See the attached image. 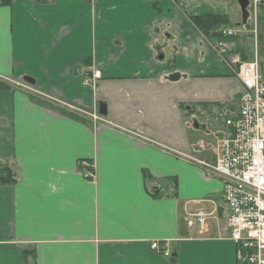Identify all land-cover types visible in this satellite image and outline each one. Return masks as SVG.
Here are the masks:
<instances>
[{
    "label": "crops",
    "instance_id": "obj_1",
    "mask_svg": "<svg viewBox=\"0 0 264 264\" xmlns=\"http://www.w3.org/2000/svg\"><path fill=\"white\" fill-rule=\"evenodd\" d=\"M230 6L0 0V83L30 76L87 113L0 89V163L17 178L4 184L0 171V264H246L221 180L184 157L215 161L243 90L184 12L239 23ZM238 31L218 45L251 59V30ZM95 70L101 78L85 87ZM101 102L108 124L89 114ZM81 161L94 164V178ZM200 211L211 214L202 234L188 224ZM155 241L174 258L154 252Z\"/></svg>",
    "mask_w": 264,
    "mask_h": 264
},
{
    "label": "built area",
    "instance_id": "obj_2",
    "mask_svg": "<svg viewBox=\"0 0 264 264\" xmlns=\"http://www.w3.org/2000/svg\"><path fill=\"white\" fill-rule=\"evenodd\" d=\"M261 3L264 5V0H253L255 9ZM227 63L238 73L243 85L240 113L226 121L231 131L218 140L216 163L200 164L223 182L224 198L230 210L231 238L241 248L240 258L251 264H264V77L257 57L245 62L237 54L230 53ZM99 76L97 71L93 80ZM91 82V78H86L84 84L90 85ZM16 84L43 95L27 84ZM53 100L76 109L55 98ZM94 118L100 120L98 116ZM83 164L87 165L86 162ZM86 175L93 177V169H88ZM194 216L190 225L198 223L203 230L207 215L200 212ZM152 248L170 255L169 250L162 249L157 242Z\"/></svg>",
    "mask_w": 264,
    "mask_h": 264
},
{
    "label": "trees",
    "instance_id": "obj_3",
    "mask_svg": "<svg viewBox=\"0 0 264 264\" xmlns=\"http://www.w3.org/2000/svg\"><path fill=\"white\" fill-rule=\"evenodd\" d=\"M179 8L182 9L180 4ZM264 15V8L261 10ZM187 18L197 27V29L212 43L215 42L218 38L223 37L219 32V27L223 26H233L230 22V18L227 15L222 14H204V15H187ZM260 19V14H259ZM259 46L264 49V26H259ZM243 59H246L243 57ZM3 83V82H1ZM0 89L2 88H11V85L8 83H3ZM1 179L4 184H14L17 180L16 174L7 163H0ZM174 257H171L173 259Z\"/></svg>",
    "mask_w": 264,
    "mask_h": 264
},
{
    "label": "rangeland",
    "instance_id": "obj_4",
    "mask_svg": "<svg viewBox=\"0 0 264 264\" xmlns=\"http://www.w3.org/2000/svg\"><path fill=\"white\" fill-rule=\"evenodd\" d=\"M229 1V4H231L232 6H230V7H233L234 8V10L236 9V10H238L239 12H237L236 11V13H237V16H238V20H240V22H241V10H240V8H239V5L236 3V0H228ZM229 7V8H230ZM260 19H259V22H258V26H260L261 27V29H262V27L264 26V15H263V12L262 11H260ZM249 22H250V25L252 26L253 24H254V20H249ZM232 24H235V23H232ZM250 42L251 43H254V41H253V39L251 38L250 39ZM260 57H261V60L264 62V49L261 47L260 48ZM29 86V85H28ZM16 89H22V90H24V91H26V92H28L30 95H32V96H34V97H36L37 96V93H36V91H31V90H28L27 88H25V87H21V86H17L16 87ZM57 107H60V106H57ZM63 108L65 109V110H68V111H71V112H74V113H79V114H85V113H83V112H81V111H78V110H70V109H68V107H65L64 105H63ZM87 115V114H86Z\"/></svg>",
    "mask_w": 264,
    "mask_h": 264
},
{
    "label": "water",
    "instance_id": "obj_5",
    "mask_svg": "<svg viewBox=\"0 0 264 264\" xmlns=\"http://www.w3.org/2000/svg\"><path fill=\"white\" fill-rule=\"evenodd\" d=\"M240 9H241V14H242V23L246 24L248 21V18L250 16V12L248 10L249 6H250V0H236ZM24 81L35 85L36 84V80L30 76H25L23 77ZM99 112L102 115H107V105L104 102H101L99 104Z\"/></svg>",
    "mask_w": 264,
    "mask_h": 264
}]
</instances>
